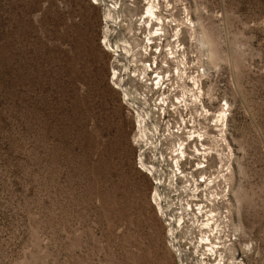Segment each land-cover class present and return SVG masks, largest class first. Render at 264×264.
I'll list each match as a JSON object with an SVG mask.
<instances>
[{
	"label": "rangeland",
	"instance_id": "374dc122",
	"mask_svg": "<svg viewBox=\"0 0 264 264\" xmlns=\"http://www.w3.org/2000/svg\"><path fill=\"white\" fill-rule=\"evenodd\" d=\"M93 1L0 0V264H183L169 219L190 200L228 219L218 260L264 264V0ZM162 94L194 135L218 129L209 157L185 152L207 186L175 191L141 137L133 103Z\"/></svg>",
	"mask_w": 264,
	"mask_h": 264
},
{
	"label": "built area",
	"instance_id": "2783aa9c",
	"mask_svg": "<svg viewBox=\"0 0 264 264\" xmlns=\"http://www.w3.org/2000/svg\"><path fill=\"white\" fill-rule=\"evenodd\" d=\"M153 68H156V66L154 65ZM166 82L164 81L163 84L161 82V88L154 85V90L163 93ZM162 99H159L155 105L156 107L152 109L148 108L145 102L137 103L140 107L138 110L143 112L145 117L148 116L146 108L151 111L147 123L158 138L157 146H160L159 150L157 149L159 162H165V155L171 154L174 157L172 162L176 173L173 175L172 185L175 191H193L194 186H199V189L207 186L210 184L208 177L199 178L195 183V179L189 176L190 173L187 170L190 158L186 161L185 156H182L180 152L185 153L187 150L192 152L194 148L199 147L201 158L203 155L209 157V148L205 144L209 141L210 143L219 144L218 138L215 136L218 129L216 130V127L211 125L212 127L207 129V133L194 135L191 121H188L179 113L181 101L176 98L172 101ZM166 144L169 147L165 146ZM195 144H197V147ZM204 163L203 165L200 164L198 168L195 164V170L205 169L208 165H204ZM195 202L194 200L178 202L171 213L172 219H169V221L173 228L171 230L173 237L170 240L172 245L176 246L175 253L180 260H183V264H223L222 260H218L219 253L224 245L219 235L222 227L227 225L228 219L225 213L215 215L210 209ZM231 243H233L232 238H225V247L231 246Z\"/></svg>",
	"mask_w": 264,
	"mask_h": 264
},
{
	"label": "bare ground",
	"instance_id": "6f19581e",
	"mask_svg": "<svg viewBox=\"0 0 264 264\" xmlns=\"http://www.w3.org/2000/svg\"><path fill=\"white\" fill-rule=\"evenodd\" d=\"M98 1H100L101 3H103V1L104 0H98ZM106 1V0H105ZM93 4L95 3V4H97V0H94L93 2H92ZM106 4V3H105ZM110 5V4H109ZM108 6V5H107ZM114 6V5H113ZM112 6V7H113ZM110 7V6H109ZM154 7H155V4L153 5L150 1L147 3V12H145V14H147L146 15V17L145 18H147V19H149V20H151V18H154L157 22H159V23H161L160 25L161 26H163V23H162V19H161V17H159V16H157V14H156V12L154 11ZM115 9V8H114ZM108 16H111L110 14H108ZM145 20V19H144ZM111 22H112V20H110ZM109 21V22H110ZM152 21V20H151ZM114 26L115 27H117V25H116V22H114ZM157 25H158V23H157ZM157 30H162V28H160V29H157ZM156 32V31H155ZM116 34H117V32H116V30H114L113 32H111V31H109V32H105V34H104V39H103V43L102 44H105V47H106V49L107 50H110L111 52H113L114 53V55L115 56H119L120 58H122V53H124V51L126 50V45H125V49L122 47V53H121V50H118V48H120V47H117V45L115 46L114 45V43H112L113 41V38L116 36ZM153 34H155V33H153ZM161 35V33H159V34H155V35H151V34H149V38H147L146 39V49L147 50H151V48H150V46H152V45H154V42H153V38H156L157 36H160ZM160 39V38H159ZM159 39H157V41H156V43H158V40ZM116 44V43H115ZM119 46V45H118ZM155 50H156V48H155ZM169 51H170V54H174V51H173V49L172 48H170L169 49ZM160 52V51H159ZM155 53H156V51L154 52V55H155ZM155 62V63H154ZM155 65L156 66V61H153V63L152 64H149L147 67H148V71H152L153 69V67L151 66V65ZM144 67H146V66H144ZM155 70H154V72H152V73H154V74H156L155 76H154V81H155V84H154V81H153V84H151L152 86H154V85H156L158 88H161L160 86L164 83V81H170L171 79H170V77H171V75H170V73H168V71L167 72H164L163 74H161L160 72L158 73V69L159 68H154ZM116 72V71H115ZM178 73V71H177V69H176V74ZM112 74H114V71H112ZM120 74V73H119ZM171 74L173 75V73L171 72ZM116 79H117V77H116ZM126 77H120V79L118 80V85L119 86H123L124 84H125V82H126ZM161 82H162V84H161ZM162 98H164V100L165 99H167V97L166 96H164L163 97V94H162ZM162 98H160V99H162ZM163 100V99H162ZM162 102V101H161ZM159 103V102H158ZM154 105H156V103L154 104ZM133 106H134V108L136 109V117L137 118H139L138 119V126H139V132H140V134H141V137H143V138H146V136H147V130L149 129L148 128V123H147V120H148V116H149V114H150V116H151V111L148 109V108H146L147 109V111L146 112H148V116L147 117H145L144 116V114H143V112H141V111H139L138 109L140 108L139 106H138V104H136V103H133ZM151 123H152V121H151ZM145 127L147 128V130L145 129ZM154 130V129H153ZM149 133L152 135V137H149V140H153V139H155V142H157L158 141V138L155 136V132L154 131H152V129L151 130H149ZM149 134V135H150ZM149 140H148V142H149ZM152 144V143H151ZM199 150L200 149H198V148H194V150H193V158L195 157V156H199V155H201L200 153H199ZM180 154L182 155V156H185V153L184 152H180ZM140 161H141V164H142V166L143 167H145V165L142 163V159H140ZM196 167L198 168L199 167V165H200V163H196ZM142 166H141V168H142ZM202 167V166H201ZM146 170L151 174L152 173V171H155V167L154 166H150V167H146ZM154 173V172H153ZM153 176V175H152ZM156 184V189L158 190V187H159V183H155ZM157 191H155V193H156Z\"/></svg>",
	"mask_w": 264,
	"mask_h": 264
}]
</instances>
